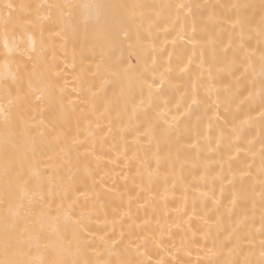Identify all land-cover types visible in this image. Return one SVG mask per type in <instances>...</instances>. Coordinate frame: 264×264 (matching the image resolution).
I'll use <instances>...</instances> for the list:
<instances>
[{
    "label": "snow or ice",
    "instance_id": "obj_1",
    "mask_svg": "<svg viewBox=\"0 0 264 264\" xmlns=\"http://www.w3.org/2000/svg\"><path fill=\"white\" fill-rule=\"evenodd\" d=\"M6 7L11 10L13 5L7 4ZM42 7L44 6H38V10ZM47 7L49 17L53 13L57 17V35H63L66 42L70 40L73 43V58L77 54L75 46H78L81 57L89 59L95 65L92 79L98 83H93L83 96L81 102L88 112L76 117L77 125L81 119H88L89 116L95 117L97 121L111 117L110 123L119 121L121 124H124V118L127 117V129L139 132L142 128L143 138L155 142L158 147L172 144L182 146L184 141H188L193 150H199L202 144L211 148L212 137L215 135L213 130L221 117V106L226 110L223 125L218 129L216 143L223 142L225 133L235 141L240 139L246 122H236L238 113H232V119H227L231 112L228 105L235 103L236 97L243 95L245 91L249 92V101L259 98L258 119L264 123V43L251 49L250 44L244 41L243 20L237 19L232 27V35L225 44L218 38L209 37L205 29L200 30L202 36L200 40L197 39L196 16L198 13L203 15L204 10L210 7L208 5L185 2L152 5L153 8L159 7L161 12L154 13L153 22L148 24L147 29L143 24L144 14H137L135 11L136 8L144 6L128 5L121 0H65ZM230 7L238 17L251 9H257L261 16L258 31L264 36V0H260L258 5L238 2ZM173 10L176 15L174 21L170 15H161L162 12L171 13ZM181 17L186 22L185 28L188 26V18H192V34L188 37L191 52H184L174 65L175 53L158 44V35L154 29L164 20H169L171 29H164V35L168 36L179 25ZM137 20L140 22L137 23ZM248 31L251 32L252 29L248 28ZM19 35L21 33L15 30L9 32L6 24L3 36L0 37V55L3 56L5 68V72L0 74V122L4 125L0 148L4 153L5 177V196L0 200V207L9 209L0 221L4 230L0 264H93L90 260L79 259V253L93 247L88 239L87 221L90 213L87 210L77 213L74 203L65 202L73 191L71 186L64 190L63 196L56 191L63 187V181H56L61 168L68 165L77 169L80 167L79 154L76 162L68 159L64 163V157L70 156L72 147L85 146L75 139L69 141L72 135V119L79 107V103L71 99L76 90L68 93V82L64 80L61 84L62 70L54 62V57L52 61L47 59V48L43 39L38 50L34 33H23L27 36V41L17 39ZM179 38L184 39V36ZM164 44L167 45V40ZM125 46L129 49L127 58L123 56ZM117 51H121L120 56H116ZM133 52L136 53L135 63L131 61ZM10 62H15V71L10 70ZM205 71L208 83L205 94L201 96L196 81H200ZM184 75H188L193 82L180 94L173 111V107H170L173 98L168 93L176 87L173 81L183 78ZM220 76L233 77L225 86L224 91L228 95L224 101L212 99L216 93L217 78ZM241 84L243 88L237 90V86ZM201 108L205 114L216 109V121L208 116L205 126L203 116H197L194 122L189 119ZM149 112L155 113V120L148 119L137 127L135 120L146 117ZM38 143L49 147L64 145L55 157L60 167L47 177L38 166L43 161L35 160ZM261 157L260 175L264 177V141ZM84 172L86 184L95 173L89 164L84 165ZM221 178L228 180L230 184L235 180V176L231 180L227 175H222ZM73 183L76 184L75 191L79 196H85L86 193L80 191L79 182L74 179ZM97 183L99 181L93 179V189ZM259 186V199L264 206V180H261ZM240 195V192H236L235 200H239ZM58 198L61 201L59 204ZM124 215L131 219L130 212ZM261 219V234L264 235V215ZM132 235L136 238L130 239ZM115 236L116 233L113 232L112 237ZM149 238L134 232H121L119 239L110 237L105 240L101 237L100 240L109 253L119 252L125 257L119 264H153L147 250ZM151 239L155 240L154 237ZM216 242L213 240L214 245ZM230 242L229 237L222 243L226 246ZM33 246L49 255L57 250L61 254H71L75 247L78 258L71 261L37 259L31 256ZM261 247L264 249V241H261ZM95 264L113 262L97 260ZM155 264L166 262L157 260ZM245 264L249 262L245 261ZM257 264H264V251H261Z\"/></svg>",
    "mask_w": 264,
    "mask_h": 264
},
{
    "label": "bare ground",
    "instance_id": "obj_2",
    "mask_svg": "<svg viewBox=\"0 0 264 264\" xmlns=\"http://www.w3.org/2000/svg\"><path fill=\"white\" fill-rule=\"evenodd\" d=\"M63 2L65 0H0V37L3 36L7 24L9 32L15 30L21 33L17 37L19 40L27 41V36L23 35L25 32L34 33L33 38L36 40L38 50L43 39L47 48V59L52 61L54 57V62L62 70L61 84L64 80L68 82V93H72L73 89L76 90L71 95V99L76 100L79 107L72 119V135L69 141L75 139L85 146L72 147L70 156L64 157V163L68 159L76 162L79 154L80 167L79 169L71 165L62 167L56 176V181L58 183L63 181V187L56 191L63 196L64 190L71 186L73 191L65 202L74 203L77 213L84 210L90 213L87 221L88 239L93 247L79 253V259L90 260L93 264L97 260L119 264V261L125 257L119 252L109 253L100 238L119 239L121 232H134L141 237H150L147 250L153 259V264L157 260L165 261L166 264H176L177 261L179 264H245V261L249 264H257L261 251H264L261 247V241H264V235L261 234L264 206L259 199L261 191L259 185L261 180H264L260 175L264 123L258 119L259 98L255 97L249 101V92L245 91L243 95L236 97L235 103L228 105L231 112L227 119H232V113H238L236 122L246 123L238 141L225 133L223 142L217 144L216 136L219 135L218 129L223 125L226 110L221 106L219 108L221 117L213 130L215 135L212 137L211 148L202 144L199 150H193L188 141H184L182 146L172 144L168 147L163 145L158 147L155 142L143 138L142 128L139 132L127 129L125 127L128 123L127 117L124 118V124H121L119 121L110 123L111 117L97 121L95 117L89 116L88 119H81L77 125L76 117L88 112L81 102L83 96L87 94L92 84L98 81L92 79L94 62L82 58L78 46H75L77 54L73 58V43L70 40L66 42L63 35H57L59 27L55 13L49 17L47 6ZM121 2L144 6L136 8L135 11L137 14L141 12L144 14L145 29L153 22L154 13L161 12L159 7L153 8L152 5L179 2L208 5L210 7L204 10L203 15L198 13L196 16L198 40L202 36L200 30L205 29L209 37L218 38L227 44L232 35V27L237 23V19H240L244 21V41L250 44L251 49L264 43V36L258 31L261 16L257 9H251L238 17L230 7L238 2L258 5L260 0H121ZM7 4H12L13 8L9 10ZM40 5L44 7L38 10ZM213 5L216 7L212 8ZM161 15L164 17L170 15L172 21L176 18L174 10L171 13L162 12ZM139 22L137 20V23ZM185 23L181 17L179 25L168 36L164 35V29H171L172 24L169 20H164L154 29L155 34L158 35V44L175 53L174 65L176 59L182 58L184 52H191L188 37L192 34V18H188L187 28L184 27ZM248 28L252 31L249 32ZM178 33L179 36H184V39H180ZM165 40L167 45L164 44ZM115 54L120 56L121 51ZM123 56L125 58L129 56L127 46L123 49ZM131 61L136 62L135 52L131 56ZM196 63L198 64L199 61ZM9 66L11 71H15V62H10ZM4 72V59L0 55V74ZM232 80L231 76L218 77L215 85L216 93L212 99L224 101L225 96L228 95L224 91L225 86ZM192 82L188 75L173 81L176 87L168 93V96L173 98L170 105L173 111L176 100ZM196 83L199 94L203 96L208 83L207 71ZM242 88V84L237 86V90ZM216 111L214 109L213 112L205 114L204 109L201 108L189 119L194 122L197 116H203L206 126L208 116H212L213 121H216ZM148 119L155 120V113L149 112L146 117L136 119L135 124L139 127ZM122 128L124 131H121ZM3 132L4 125L0 122V139L3 137ZM63 147V144L49 147L38 143L35 160L43 161L38 166L45 172L46 177L60 167L55 157ZM88 152L91 155H85ZM85 164H89L95 173L86 184L84 183ZM3 166L4 153L0 148V200L5 196ZM222 175H227L229 180L235 176V180L230 184L228 180L221 178ZM74 179L79 182L80 191L85 192V196H79L75 191ZM93 179L99 181L94 189ZM236 192L241 193L239 200L234 198ZM60 202L58 198L57 204ZM9 203L11 204L12 201ZM85 204H87L86 209ZM8 211V208L0 207V221ZM128 212L131 214V219L124 215ZM113 232L116 233L115 237H112ZM229 237L231 242L225 246L222 242ZM3 238L4 230L0 225V251H2ZM129 238L135 239L136 236L132 235ZM213 240L217 241L215 245ZM31 256L46 261L61 259L71 261L78 258L75 247L71 254H61L57 250L49 255L48 252L38 251L33 246Z\"/></svg>",
    "mask_w": 264,
    "mask_h": 264
}]
</instances>
